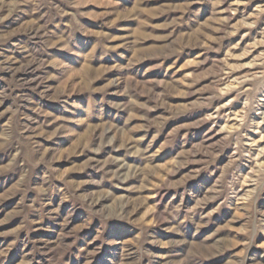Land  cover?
I'll use <instances>...</instances> for the list:
<instances>
[{"label":"clouds","instance_id":"clouds-1","mask_svg":"<svg viewBox=\"0 0 264 264\" xmlns=\"http://www.w3.org/2000/svg\"><path fill=\"white\" fill-rule=\"evenodd\" d=\"M96 2L100 10L87 8L89 0H0V73H7L0 75L3 81L0 83V226L15 221L13 227L0 231V264H41L37 255L44 257L46 264H72L77 250L88 252V264H205L214 257H223L231 248L239 251L226 257L222 264H246L249 260L258 264L247 253L258 239H264V167L257 168L253 163L258 151L264 154V147L255 148V138L250 134L264 137V129L257 126L255 119L260 117L259 124H264V62L255 71L242 73L246 80L235 95L225 99L221 95L225 85L240 77L229 71L230 62L210 55H222V46L205 41L206 50L192 53L186 52L184 44L176 39L177 31L191 32L200 23L202 9L189 6L206 0H185L183 14L178 16L167 15L174 8L171 0H160L154 11H149L146 0H134L130 7L123 6V0ZM236 3L254 4L255 11L247 7H230L225 11L238 13L241 21L250 28L256 27V35L264 38V0H236ZM152 16L164 19L154 24L149 18ZM86 18L99 19V26L89 25ZM124 19L136 21L135 32L144 39L164 41L154 45L160 49L157 57L138 55L125 64L119 59L126 58L124 53L111 55L118 48L140 43L113 36L108 31L117 20ZM233 20V15L225 16L219 26H214L220 35H207L217 42L225 40L232 35ZM156 27L167 28L170 34L154 36L150 29ZM88 36L98 39L81 41V37ZM114 40L121 43L114 44ZM82 44H91V50ZM186 57L194 59L196 67L179 78L175 72L171 76L163 72L160 77L148 78L141 74V69H135L146 59H158V63L148 66V71L163 70L168 61L175 68ZM94 62H103L105 67L98 74L73 79L64 87L69 75L79 71L81 63L92 68ZM107 72L114 75L107 78L104 76ZM101 78L106 82L95 85ZM76 83L82 87L73 92L72 84ZM172 90L195 97L190 101V109H211L209 118L223 120L228 125L227 134L216 138L211 132L197 141L193 139L197 133L184 131L178 140L181 128H200L204 123L196 120L173 128L153 151L164 123L178 113L175 109L170 115L149 116V113H156L161 105L167 107ZM232 101L238 102L237 107L243 105L238 122L232 119V109L216 111ZM133 119L139 122L133 124ZM77 125L89 128L90 139L80 143L78 147L82 151H74V155H84L85 149L95 154L107 148L111 151L103 159L88 156L82 165L68 171L92 169L101 174L99 178H93L91 173L87 179L68 176L56 163L61 149L55 143H47L57 137L76 135ZM217 127L219 124L214 121L212 128ZM136 132L143 135L135 136ZM189 144H193L190 151H179L172 165L165 171L159 169L154 159L157 153L183 149ZM121 149L123 153L115 155ZM129 157L133 158L131 162ZM182 157L188 158L181 160ZM63 158L68 159L66 155ZM190 164L198 167L182 178H173L179 169ZM155 174L160 179H154ZM245 176L246 187L241 189ZM141 178L142 183L129 184ZM189 180L200 184L202 196L193 194ZM106 181H111L110 187ZM85 184L97 186L96 197H111L112 189H126L122 210L109 213L98 209L96 198L81 191ZM128 193L139 194L135 196V207H130L134 197ZM149 199L153 201L150 205ZM57 200L63 210L56 206ZM186 200L195 203L188 207ZM4 201L11 204L5 205ZM140 206L150 208V214L143 220L135 216ZM79 209L88 215L74 229L73 218L83 215ZM222 209L237 214L239 235L226 233L217 237L212 232L204 239H194L201 229L216 223L215 214L224 215ZM113 219L123 223H109ZM45 221L51 223L46 225ZM84 228L92 229L95 235L89 233V239L80 236L78 233ZM113 228L131 236V243L123 254L112 248L105 255V245L121 238L113 234ZM34 232H48L52 236L41 243L33 237ZM89 245H92L90 252Z\"/></svg>","mask_w":264,"mask_h":264},{"label":"rangeland","instance_id":"rangeland-1","mask_svg":"<svg viewBox=\"0 0 264 264\" xmlns=\"http://www.w3.org/2000/svg\"><path fill=\"white\" fill-rule=\"evenodd\" d=\"M134 2V0H123V6L130 7L131 3ZM160 3V0H146V4L148 6L149 11H154ZM171 3L174 5L173 11L168 13L167 15L170 16H178L183 14L182 8L185 4V0H171ZM190 9H202L201 11V19L199 25H197L196 29L188 32V31H177L176 33V39L184 44V49L186 52H192L197 53L201 50H206L205 41L212 43L214 46H222V55L216 54V53H210L211 56L217 57L225 62L228 63L229 71L233 73L234 76L240 77V79H233L231 80L223 90L221 91V95L228 99L231 95H235V91L240 87V85L246 80V77L242 76V73H247L251 71H255L258 66H260L261 62H264V38L256 35L257 29L256 27L250 28L246 22H243L239 19V14H232L225 9H228L230 7H240V8H249L251 11H255L254 4H237L236 0H223V2H220V0H206L205 3H194L191 4ZM87 8L89 9H96L100 10V8L97 6L96 0H89V3L87 4ZM233 15L234 20L231 22V31L232 35L228 36L225 40L217 42L214 40H211V37L207 35V33H213L214 35H220V33L215 32L214 26H219L220 21L224 19L225 16ZM154 24H159L162 22L164 17L162 16H152L149 17ZM87 23L89 25H92L94 27L99 26L100 20L99 19H91L86 18ZM8 23V22H6ZM137 22L130 19H124V20H117L116 23L108 29V31L111 32L113 36H118L125 38L127 40H139L140 43L138 44H132L128 48H118L115 52L111 53L112 56L116 55V52L124 53L126 58L119 57V59L122 60L123 63H127L128 60H131L135 58L138 55L143 56H151V57H157L159 54V47H154V45L159 46L164 43V41L156 38H148L144 39L142 35L135 32ZM201 29H204L206 31H202ZM154 36H160L164 34H170L169 30L167 28L162 27H156L153 29H150ZM245 32L252 33L251 36H244L243 34ZM18 37H14L13 39H17ZM98 39V37L95 36H88V37H81V41H91L95 42ZM114 44L121 43V40H114ZM84 48L87 50H91V44H82ZM101 51L98 49V52ZM155 63H158V59H146L141 64H138L135 66V69H141L142 75L146 74L148 78L151 77H160L163 75V72H167L169 76L172 75L173 72H175L177 78L184 75V73L192 71L194 67H196L194 59L191 57H186L182 59L181 61L177 62L175 68H171L170 64L171 61L166 62L165 67L163 70L156 69L155 71H148V66L153 65ZM105 67V64L103 62H94L92 65V68H89L88 64L81 63L79 67V71L73 74H70L68 77V80L64 82V87H67L68 84L72 82L73 79H80L81 77L87 78L88 75L91 73L93 75L98 74L102 68ZM94 69V71H93ZM134 69V70H135ZM0 75H7V73H0ZM114 74L112 72H107L104 74L105 77L110 78ZM185 79H189V77H184ZM106 82L105 78H101L95 81V85H102ZM179 82V79L177 80ZM0 83H3V81H0ZM82 85L79 83L72 84V90L75 92L78 88H81ZM39 99V97H37ZM123 99V98H118ZM169 104L167 107L164 105H161L160 108L157 109L156 113H149V116H156L161 113L164 115H170L171 111L175 109L178 113V115L172 119L168 120L164 123V126L161 130V135L157 138L156 144L154 145L153 151H155V148L159 146V143L163 141L164 138L167 137L168 133L172 131L173 128L178 127L180 125H187L194 123L196 120H203L204 123L201 125L200 128H193V129H187V128H181L180 134L177 136V139L179 140L180 137L183 135L184 131H190L195 132L198 134L197 137L193 138L194 140H199L204 138L206 135L211 134V132L215 133L216 138H219L220 136L227 134L228 132V125L221 120L219 117H213L209 118L211 109L206 108H191L189 107L190 101L192 99H195V97H186L183 92L172 90L170 92V95L168 97ZM44 103H49L45 101ZM238 104L237 101H232V103H226L221 108L216 109L218 112H227L229 109L233 110V121L239 120V113L243 109V105ZM53 110L55 111V106H53ZM56 114L59 115V111H56ZM126 115V114H125ZM253 116H255V113H253ZM257 121V126L264 129V124H259L260 117H255ZM217 122L219 124V127L212 128L213 122ZM139 121L133 119L132 123H138ZM123 123V121H121ZM77 128L79 129L78 133L74 136H62L57 137L53 141H48L47 143H55L58 145V147L61 149V157L57 160V165L62 166L64 170L67 172L68 176L77 178V179H87L89 177V174L93 176V178H99L101 175L100 173L94 172L92 169H87L84 171H71L69 172L68 169L70 167H79L84 163V161L87 159L88 156H96L97 159H103L108 152L111 151V148L105 149L104 152L100 154L95 153H89L85 150L84 155H74V151H82L78 145L80 143L86 142L90 139V130L86 126H79L77 125ZM156 129L153 128L151 132H155ZM135 136L143 135L142 132H136L134 133ZM255 138V145L254 147L257 149H260L264 147V137H261L258 133H251ZM150 138V137H149ZM193 148V144H189L186 148H176L175 151L172 149H166L164 152L157 153L155 156V162L157 163V166L161 171H165V169L173 164V157L177 155V153L181 150L188 152ZM123 153V150H119L115 153V155H121ZM67 156L68 159H64V156ZM188 157H182L181 160L187 159ZM129 162L132 161L133 158L129 157ZM259 161L260 163H257ZM257 168L264 167V154L261 152H257V159L253 162ZM198 167L196 164H190L186 168H181L177 172V176L173 177L175 178H182L183 175L187 174L190 170L195 169ZM251 171V169L249 170ZM201 176H203V173H201ZM154 179H160L159 174L154 175ZM199 179V177L197 178ZM143 179L135 180V181H129V184L132 183H142ZM247 182V176H245L244 180L241 181V189H244L246 187ZM189 185L193 186V194L199 193L201 196L203 193L200 191V184L197 183V181L189 180ZM106 186H111V181H106ZM81 191L85 195H92L96 198V207L101 210H105L109 213H115L117 211H121V205L124 203V197L126 194V189L122 188H115L112 189V196L111 197H96L95 194L98 191L96 185L91 184H85L83 185V188ZM2 195V193H0ZM128 195H132L134 197L133 204L130 207H135L137 201L135 200V196L139 195L138 193H128ZM5 205H10L11 201H4ZM153 201L149 199L148 204H152ZM195 203L194 200H191L189 203L186 200V204L188 207H191ZM56 206L61 207L63 210V205L60 204L59 200L56 201ZM128 210V209H123ZM79 213H82L83 215H77L73 218V223L71 225L72 228H79L80 225L84 222V220L87 218V213L84 212L83 209L78 210ZM222 212L224 213L223 216L221 214L217 213L213 216V220L216 221L215 224L209 225V228L207 229H201L199 234H196L194 236V239H204L205 236L210 235L212 232L217 233V237L223 236L226 233H230L232 235H239L237 228H238V217L237 214L234 211H231L229 209H222ZM150 214V208L140 206L136 209L135 216L137 219H145ZM51 223L50 221H45V224ZM111 224H121L123 221H120L118 219H113L109 221ZM15 225V221H13L10 224L2 225L0 226V231L11 228ZM129 228H135L134 225H128ZM56 228L59 229V225H56ZM113 234L121 236L120 239L113 240L109 244L105 245V252L104 254H108V249H119V252L123 254L124 248L126 246H129L131 243L132 237L126 234H123L119 228H113L112 230ZM193 232L195 233V229H193ZM91 233V235H95V232L92 231L90 228H84L81 232L78 234L82 237H85V239H89L90 236L88 235ZM169 235V234H164ZM52 236L51 233L48 232H34L33 237L40 241L41 243L47 239H49ZM54 238V237H52ZM216 238V237H214ZM98 243V242H97ZM83 247V241L81 242V248ZM92 249V245L88 246V251L90 252ZM160 251H167V249H161ZM239 251V248H231L227 249L224 253L223 257H214L211 261L205 262V264H222L223 260L232 255V253ZM248 257H255L258 264H264V239H258L257 243L249 249L247 253ZM94 260H98L99 257H93ZM37 260L41 261V264H46V260L41 255H37ZM72 264H88V252H80L77 250V255H74L72 257ZM246 264H251V260L246 261Z\"/></svg>","mask_w":264,"mask_h":264}]
</instances>
